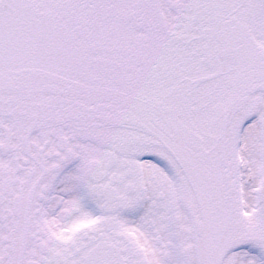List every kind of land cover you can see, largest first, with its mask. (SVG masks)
Returning a JSON list of instances; mask_svg holds the SVG:
<instances>
[{
  "label": "snow or ice",
  "instance_id": "obj_1",
  "mask_svg": "<svg viewBox=\"0 0 264 264\" xmlns=\"http://www.w3.org/2000/svg\"><path fill=\"white\" fill-rule=\"evenodd\" d=\"M0 264H264V0H0Z\"/></svg>",
  "mask_w": 264,
  "mask_h": 264
}]
</instances>
